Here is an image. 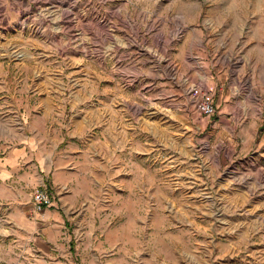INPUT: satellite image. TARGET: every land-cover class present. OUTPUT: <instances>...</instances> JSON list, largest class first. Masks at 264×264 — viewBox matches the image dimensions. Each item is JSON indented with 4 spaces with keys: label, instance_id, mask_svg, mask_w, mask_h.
I'll return each mask as SVG.
<instances>
[{
    "label": "rangeland",
    "instance_id": "rangeland-1",
    "mask_svg": "<svg viewBox=\"0 0 264 264\" xmlns=\"http://www.w3.org/2000/svg\"><path fill=\"white\" fill-rule=\"evenodd\" d=\"M174 19L206 37L217 112L204 128L194 91L178 97ZM162 28L171 43L150 50L142 39ZM140 45L170 75L130 82ZM0 84V143L31 138L34 163L51 162L69 264H264L247 256L264 236L243 238L219 212L251 206L236 189L253 198L264 0H0ZM18 251L0 243V264Z\"/></svg>",
    "mask_w": 264,
    "mask_h": 264
},
{
    "label": "crops",
    "instance_id": "crops-1",
    "mask_svg": "<svg viewBox=\"0 0 264 264\" xmlns=\"http://www.w3.org/2000/svg\"><path fill=\"white\" fill-rule=\"evenodd\" d=\"M171 24L175 27L173 39L178 40V56L181 57L182 55L183 58L192 56L191 62L185 63L179 57L176 61L174 74H176L178 85L182 84L180 86L182 89L178 91V97L187 99L191 91L206 87L211 90V68L209 62L205 60L207 55L203 54V50H206L203 45L206 37L202 29L195 27L183 33L182 29H179L177 19L172 20ZM160 30V34H154V38L142 39V42L145 41L144 43H147L150 50L151 48L160 47V44L171 43L168 37L170 30L164 31L163 28ZM200 47L202 51H199ZM137 51L140 56L137 62L138 66L128 67L129 75L127 78L130 82L134 83L137 79L140 80V83L144 82L148 75L153 77L155 81L159 76L170 75L167 70H163L160 62H150L149 56L151 54L147 53L145 46L140 45ZM251 68L250 74L254 77L255 71H258L259 68L258 66ZM172 69L174 70V68ZM253 83H255L254 80ZM145 87L146 85L141 89L144 90ZM174 94L177 95L176 92ZM214 103L217 112V104ZM175 110H178V108ZM263 112L262 109L258 110L257 122L264 127ZM49 115L50 111H47L44 116L49 117ZM198 115L203 116L199 113ZM204 118H206L205 124L200 121V128H204L214 116H204ZM141 122L140 124L143 126L144 123ZM33 144L31 138L26 139L24 145L15 147L0 143V243L16 245L19 248V251L14 253L18 259L22 260L19 264H61L62 262L69 264L73 254L67 251L66 242L60 241V235L67 224L65 212L67 204L64 207L62 206L61 201L53 195L50 185L47 183V177L52 166L51 162L44 160L42 163L36 164L33 161L34 158L28 155L27 149H30ZM229 149V153L231 151L237 152L235 145H232ZM249 154L251 169L255 171L252 175L255 176V182L250 189L253 198H248L244 193L245 188L236 189V191H240L238 193L241 197H244L243 203H250L251 206L235 212L234 215L231 214L232 212L225 210L219 211L225 224L240 230L243 238L253 237L254 234L264 236V131L261 135H258ZM216 174V168L210 165L209 175L214 177ZM41 183L46 185L53 196L54 202L52 207L37 212L33 210L31 194ZM64 202H66L65 199ZM68 247L70 248V244H68ZM222 256L224 257L223 260L230 259L224 253ZM247 256L251 260L264 259V253L261 254L260 252H254Z\"/></svg>",
    "mask_w": 264,
    "mask_h": 264
},
{
    "label": "built area",
    "instance_id": "built-area-1",
    "mask_svg": "<svg viewBox=\"0 0 264 264\" xmlns=\"http://www.w3.org/2000/svg\"><path fill=\"white\" fill-rule=\"evenodd\" d=\"M194 95L193 105L197 113L204 116H212L216 113V105L213 101L210 89L203 90L199 92L198 90H193ZM192 92V91H191ZM32 207L34 211L40 212L44 208H49L53 206V196L46 188L44 183H41L31 194Z\"/></svg>",
    "mask_w": 264,
    "mask_h": 264
}]
</instances>
